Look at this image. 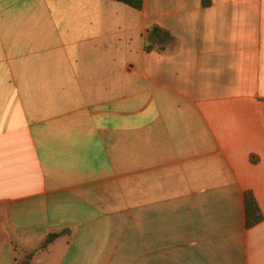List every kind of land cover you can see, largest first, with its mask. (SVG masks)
<instances>
[{"label": "crops", "instance_id": "0c3cea01", "mask_svg": "<svg viewBox=\"0 0 264 264\" xmlns=\"http://www.w3.org/2000/svg\"><path fill=\"white\" fill-rule=\"evenodd\" d=\"M0 264H264V0H0Z\"/></svg>", "mask_w": 264, "mask_h": 264}, {"label": "trees", "instance_id": "16d2710c", "mask_svg": "<svg viewBox=\"0 0 264 264\" xmlns=\"http://www.w3.org/2000/svg\"><path fill=\"white\" fill-rule=\"evenodd\" d=\"M117 2H122L128 6L141 10L143 8L144 0H112ZM205 4H209V0H205ZM247 204V216H248V225L249 227L255 226L263 220V216L259 209L257 202L254 199V196L251 193H248L246 196ZM58 236L51 235L47 240V245L52 243ZM46 248V246L44 247Z\"/></svg>", "mask_w": 264, "mask_h": 264}]
</instances>
